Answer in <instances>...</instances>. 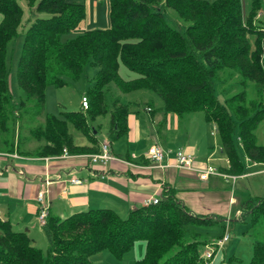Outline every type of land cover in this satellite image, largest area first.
Wrapping results in <instances>:
<instances>
[{
	"label": "trees",
	"instance_id": "1",
	"mask_svg": "<svg viewBox=\"0 0 264 264\" xmlns=\"http://www.w3.org/2000/svg\"><path fill=\"white\" fill-rule=\"evenodd\" d=\"M251 2L243 19L240 0H108L107 27L85 30L63 42L61 38L85 20L83 0H0L1 143L19 156L56 157L63 149L73 155L96 153L98 140L88 119L108 113L110 141L128 130V104L109 95L112 84L120 93L141 89L154 93L164 113L178 119L202 112L215 126L228 162L219 172L245 174L246 161L264 166V128L262 144L255 133L264 122V24L254 23L260 2ZM166 9L187 24L182 32L165 21L161 12ZM24 23L16 66L22 96L14 104L7 86V45ZM119 64L136 78L123 80ZM87 65L97 68L93 85L84 93L87 107L61 112L62 118L45 113L46 88L63 86V76L78 79ZM220 72H226L227 79L219 80ZM235 75L238 91L220 102L215 82ZM248 83L255 92L252 99L245 92ZM39 117L40 124H24ZM68 124L87 144L73 141ZM15 125L26 132L17 134L16 144ZM235 132L242 159L233 146ZM27 140L37 142L31 152L24 150ZM162 195L158 204L132 209L126 218L112 209H89L63 219L48 215L41 227L45 253L25 232L0 221V264H94L91 258L102 251L121 259L138 240L145 242L146 251L133 264H204L199 246L205 243L190 227L212 222L189 214L171 191ZM244 208L251 224L264 226V199H249ZM247 264H264L263 243L252 244Z\"/></svg>",
	"mask_w": 264,
	"mask_h": 264
},
{
	"label": "crops",
	"instance_id": "2",
	"mask_svg": "<svg viewBox=\"0 0 264 264\" xmlns=\"http://www.w3.org/2000/svg\"><path fill=\"white\" fill-rule=\"evenodd\" d=\"M83 2L86 5V17L81 28L86 30L105 28L104 25H96V12L98 6L103 5L104 2L108 3V0H83ZM90 11L94 13L92 20L89 15ZM145 112L150 115L153 122L152 118L156 113L149 104H147ZM169 114L171 113H164L162 122L167 124L170 121ZM185 118L187 117L177 119L175 116L172 122L174 126H177L178 121ZM201 127L203 126L201 125ZM127 128V134L124 135L127 142L123 148L120 145L117 147L118 154L114 153L113 144L109 141L107 134L104 138L97 139L98 148L101 143L106 141L110 146V153L121 160L109 161L105 167L89 165L80 154H75L70 158L49 157L44 159L19 156L14 151L16 157L9 158L1 154L10 152L0 150V221H7L12 229V225L15 223L19 230L14 231L25 232L29 237L31 236L34 244L35 240L32 235L34 237L42 236V228L36 220L35 196L44 185L45 180L48 181V185L45 187V199L49 205V216L59 219L89 209H112L118 215H127L129 211L139 207L144 200L155 196L161 197L163 193L171 191L174 199L189 214L212 220L216 213L213 211V207L216 205L220 207V212L224 213V217L229 215L231 206L234 204L232 194L240 182L264 175V167L249 164L247 161L245 162L246 173L238 176L234 183H226L216 176H210L206 181H201L196 173L174 167L148 168L151 163L145 153L148 147L154 144L163 149L166 154L165 162L169 164L173 163L174 153L178 148L194 157L196 167L210 165L211 156H209L210 154L206 155L204 162L201 163L195 156L198 151L197 147L186 145L164 148L158 133H156L157 140L153 139V142L146 140L141 146V148L143 147L142 153L138 154L136 149L131 147L130 142H133L137 137H142L144 132L136 117L130 113L127 117ZM77 145H85V143ZM127 163L138 164L142 167H132ZM224 166L228 167L227 160H225ZM70 167L75 169L76 177L82 180L80 185L70 184L66 180ZM214 167L218 170L223 166ZM20 171L23 172V175L19 174ZM58 173L61 174L59 180L55 177ZM226 185H229V192L222 189ZM249 191L250 188L247 191V197L250 195ZM252 193L253 199L260 196L264 198L263 189H255ZM218 220L222 221L221 215ZM218 220L216 221L218 222Z\"/></svg>",
	"mask_w": 264,
	"mask_h": 264
},
{
	"label": "rangeland",
	"instance_id": "3",
	"mask_svg": "<svg viewBox=\"0 0 264 264\" xmlns=\"http://www.w3.org/2000/svg\"><path fill=\"white\" fill-rule=\"evenodd\" d=\"M80 1V0H77ZM96 1V0H94ZM208 2H212L215 0H205ZM252 0H240L241 4V13L243 19H246L249 11L251 9ZM260 9L258 14L256 15L255 24H264V0H259ZM22 4V3H21ZM86 8V5H85ZM165 21L174 29L182 32L186 27V23L182 22L178 19L177 15L170 9H166L161 12ZM96 25L97 26H108V3L104 2L103 5L98 6L96 12ZM90 19H93L94 13L90 11ZM27 24L24 23V26L19 29L18 35L11 40L7 45V56H6V67H7V86L9 90V94L11 96L12 102L17 104L19 99L22 96L20 89L16 83V66L18 57L20 54L21 44L23 40V30ZM80 26L78 30L72 31L67 35H64L61 38V41H67L68 39L74 38L77 35L81 34L86 29L81 28ZM97 71L96 66L87 65L80 77L76 80H70L69 78L62 77L65 84L61 87H53L48 86L45 91V103L44 110L45 113L54 115L58 118H62L61 112H76L80 109V98L86 90L93 85V75ZM119 76L127 81L136 78V74L132 71L126 69L123 65L119 64ZM219 80L227 79L225 76L226 72L219 73ZM236 79V81H235ZM237 75L235 77H231L226 82H215V93L216 98L223 102L231 95L236 94L239 87L237 86ZM236 85V86H235ZM246 95L248 99H252L255 97V92L253 89V85L251 83L247 84L245 89ZM109 95L110 96H118L120 101L128 104L129 113L132 116H135L140 126L143 127V136L135 138V142H130L131 147L135 148L138 154L142 153L143 146L142 144L148 140V142H153L156 139V133H158L161 137V142L164 148H173L174 146L183 147V146H194L198 148L196 153V158L202 163L205 160L206 155L211 156V160L209 161L210 166H220L222 165L225 168V155L220 147V143L218 140L217 132L215 126L212 123L204 120L202 112H195L191 115L186 116L184 120H179L177 126H174L172 120L175 119L174 114H169L170 121L166 124L162 122L164 119V111L162 109L161 99L155 95L154 93L148 90H135L128 93H120L114 85H109ZM149 104L154 113H156L151 121V117L148 113L145 112V108ZM177 117V116H176ZM178 119V118H177ZM187 119H189L187 121ZM43 117L35 118V120L25 121L24 124L33 126L42 123ZM89 125L92 130L95 132L96 138L98 140L104 138L106 135L107 127L109 126V114L106 113L103 116H98L89 120ZM201 125L203 127H201ZM18 126V125H17ZM23 126V125H22ZM263 128L264 122L258 126L256 130L257 140L260 144L263 142ZM20 127H14V136L13 142L16 144L18 135L23 136L26 135L25 131H19ZM68 130L72 134L73 141L77 144L87 143V140L70 124H68ZM1 133H0V150H4L6 152L13 153L14 151H7V146H3L1 143ZM149 136V139H147ZM138 139V140H137ZM141 140V142H140ZM12 141V139H11ZM110 141V139H109ZM26 145L24 150L31 152L37 146V142L35 141H25ZM113 145L114 153L117 147L120 145L122 148L125 146L126 136L120 137L113 141H110ZM233 146L237 155L242 159V152L240 146L237 143L236 132L232 137ZM110 147V146H109ZM180 149V148H178ZM163 150V149H162ZM99 151V148H98ZM97 151V152H98ZM62 154V152H61ZM60 154V155H61ZM69 154V153H68ZM121 154V153H120ZM59 155V156H60ZM73 155V154H69ZM75 155V154H74ZM77 155V154H76ZM80 155H88V154H80ZM58 157V156H56ZM49 158V157H48ZM85 159V158H84ZM248 162V161H247ZM249 163V162H248ZM250 164V163H249ZM254 165V163H251ZM256 165V164H255ZM264 167V166H262ZM222 173V172H220ZM246 173V171H245ZM223 176L220 177L226 183H234L237 177L236 175H229L222 173ZM226 176H234V180L230 178L224 177ZM243 175V174H242ZM241 176V175H239ZM224 185V183H223ZM231 186V185H230ZM252 186V187H251ZM211 188H214L211 186ZM229 185H226L225 188H222L223 191H228L230 189ZM250 188L249 197H253V191L255 189H263L264 190V175H260L258 177H253L250 180L247 179L243 182H240L238 187L235 188L234 194H232V199L234 200V204H232L229 215L224 217V213L220 212V207L218 205L213 207L214 213L212 220L208 221L212 222L209 225L203 226H193L190 227L194 234V232L198 233V236L195 235V238L199 241H204L203 243L207 244L208 242L215 240L217 238H221L222 234L226 232L229 236V239L223 245V249L219 250L214 259L216 258L215 263L214 259L211 264H247L251 257L252 252V244L254 242H261L264 244V226L262 223H257L255 225L251 224L250 215L244 208V203L250 198L247 197V191ZM253 188V189H252ZM255 188V189H254ZM227 189V190H225ZM249 198V199H248ZM256 199H264L262 196L256 197ZM206 200V199H205ZM204 201V199H203ZM221 213V214H220ZM49 215V214H48ZM221 215V220L219 221V216ZM121 218H126V214H120ZM218 220V222L216 221ZM13 230L17 229L15 223L12 225ZM189 228V229H190ZM31 237V236H30ZM35 240L34 246L38 249L42 250L45 253L47 248V241L42 232V236L34 237ZM204 245L199 246V251H203ZM146 251V245L143 240L136 241L131 250L126 253L121 259H115L110 253L107 251H102L100 253L95 254L91 260L94 264H133L134 260H141ZM200 255V254H199ZM218 255V256H217ZM202 260V259H201ZM205 260L203 263L205 264Z\"/></svg>",
	"mask_w": 264,
	"mask_h": 264
},
{
	"label": "built area",
	"instance_id": "4",
	"mask_svg": "<svg viewBox=\"0 0 264 264\" xmlns=\"http://www.w3.org/2000/svg\"><path fill=\"white\" fill-rule=\"evenodd\" d=\"M80 106L85 109L87 107V100L84 95L80 98ZM3 156L14 158L16 157L15 153H3ZM73 155H69L64 149L62 150V154L58 156L59 158H70ZM82 158H85V161L91 166H101L105 167V165L109 161L117 160L121 161L114 157L109 151V144L105 141L100 144L99 151L96 153L88 154V155H80ZM146 158L150 161V165L148 168H166V167H174L179 170L192 171L197 174L198 179L201 181H206L210 176L222 177L223 174L220 173L215 167L210 165H204L203 167H196L194 165V157L185 152L182 149H177L174 153L173 163L169 164L165 162V152L158 147L156 144L148 147L146 153ZM45 157L44 159H47ZM129 166L141 168V165L127 163ZM19 174L23 175V172L20 171ZM68 178L66 179L70 184L80 185L82 180L76 177V171L73 167H70L67 171ZM61 174L58 173L55 177L57 180L60 179ZM226 178H230L234 180V176H226ZM48 185V181H44V185L37 192L35 196V201L37 204V212H36V220L39 225L42 227L48 217V208L49 205L45 199V187ZM160 196L150 197L143 201L140 205L142 208H147L149 206L158 204L160 200ZM229 239V236L226 232H224L221 238H217L212 240L204 245L203 251L200 253V259L205 260V264H211L216 253L223 247L225 242Z\"/></svg>",
	"mask_w": 264,
	"mask_h": 264
}]
</instances>
